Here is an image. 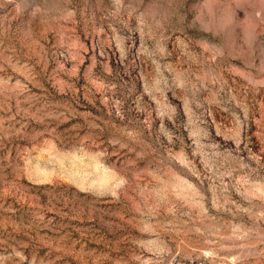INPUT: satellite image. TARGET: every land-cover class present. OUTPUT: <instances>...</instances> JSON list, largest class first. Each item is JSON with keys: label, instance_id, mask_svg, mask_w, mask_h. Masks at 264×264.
<instances>
[{"label": "rangeland", "instance_id": "rangeland-1", "mask_svg": "<svg viewBox=\"0 0 264 264\" xmlns=\"http://www.w3.org/2000/svg\"><path fill=\"white\" fill-rule=\"evenodd\" d=\"M0 264H264V0H0Z\"/></svg>", "mask_w": 264, "mask_h": 264}]
</instances>
